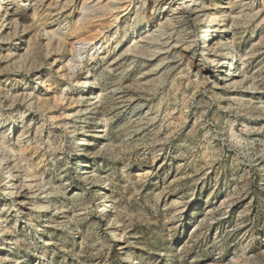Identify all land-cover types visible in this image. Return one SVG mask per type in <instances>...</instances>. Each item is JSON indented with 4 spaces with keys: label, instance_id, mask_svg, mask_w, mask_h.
Here are the masks:
<instances>
[{
    "label": "rangeland",
    "instance_id": "obj_1",
    "mask_svg": "<svg viewBox=\"0 0 264 264\" xmlns=\"http://www.w3.org/2000/svg\"><path fill=\"white\" fill-rule=\"evenodd\" d=\"M201 2L0 0V264H264V0Z\"/></svg>",
    "mask_w": 264,
    "mask_h": 264
},
{
    "label": "bare ground",
    "instance_id": "obj_2",
    "mask_svg": "<svg viewBox=\"0 0 264 264\" xmlns=\"http://www.w3.org/2000/svg\"><path fill=\"white\" fill-rule=\"evenodd\" d=\"M201 1L202 0H185V2L188 4L189 11L191 13H193V14L195 12H197V13L198 12H202L203 9L205 8L202 5V2ZM32 6L34 7V5H31L30 9L33 8ZM232 10H233V7H232V4H231L229 6L228 13L229 14L233 13ZM0 12L2 13V16H4L3 23H0V27H2V25H5V24H12V23H14L16 21L17 15L19 14V12L13 10V7L7 6V4H4L3 7L0 6ZM183 12H184V10L182 8H179L178 14L180 15ZM179 19H181V16H180ZM231 21H233V19H231ZM207 33H208V31H207L206 28L201 29V35L203 34V36H204L201 40H199L201 42L200 43L201 46L199 47V50L201 51V53H203L204 47L209 46V41H208L209 39H208V34ZM211 61H214V60H211ZM229 73H230V75H228ZM77 75H78V73H77ZM222 75H223L222 77H225L226 79H228V78L229 79H231V78L234 79L233 82H234L235 85H237L238 83H241V81L246 78V76H244L243 73H239L235 69L232 70V63L229 60L227 62H225V68L222 71ZM88 99L91 100V101L93 99V101H94L95 97H92L90 95L88 97ZM95 101H94V103H95ZM87 104H89V103H87ZM4 144H5V146L3 145V146L0 147V165L3 166V171L6 174L8 172L7 171L8 169L6 168V166L10 163V161H12V158L10 156H8L9 155V151H11L13 149L12 148V145L14 143L12 142V140H10V141L5 142ZM11 176L12 175H10V178H11ZM7 187H9V185H7Z\"/></svg>",
    "mask_w": 264,
    "mask_h": 264
}]
</instances>
